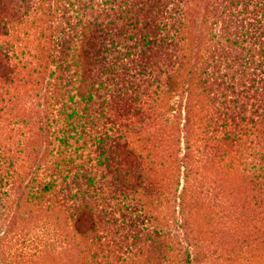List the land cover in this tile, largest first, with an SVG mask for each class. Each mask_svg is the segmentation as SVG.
<instances>
[{
  "label": "trees",
  "instance_id": "obj_1",
  "mask_svg": "<svg viewBox=\"0 0 264 264\" xmlns=\"http://www.w3.org/2000/svg\"><path fill=\"white\" fill-rule=\"evenodd\" d=\"M14 69L33 116L0 145V240L60 222L70 264H191L180 195L166 214L198 142L264 184V0H0V75Z\"/></svg>",
  "mask_w": 264,
  "mask_h": 264
},
{
  "label": "rangeland",
  "instance_id": "obj_2",
  "mask_svg": "<svg viewBox=\"0 0 264 264\" xmlns=\"http://www.w3.org/2000/svg\"><path fill=\"white\" fill-rule=\"evenodd\" d=\"M25 35L21 30L10 36L16 45L14 52H10L15 62L23 57L22 54L27 55ZM28 80L25 75L17 73L16 69L7 76L0 75V145L11 147L8 144L11 136L15 130L19 133L15 127H21L23 120L33 116L32 111H28L24 105ZM15 97L20 100H15ZM14 121L18 122L15 127ZM22 130L25 128L22 127ZM18 133L16 136L19 137ZM160 139V149L157 157L154 156L158 167L168 162L163 155L174 147L170 145L171 136L161 134ZM198 145L200 147L191 160L190 178L180 177L175 192L173 188L176 185L173 184V193L168 194L171 199L170 212L166 214L169 221L174 223L178 213L176 211V216H173L172 212L179 198L176 197L174 204L172 198L180 195L183 215L179 216H182V226L178 228L186 232L187 245L192 254L191 264H264V184L254 179L257 175L245 172L236 181L238 188H232L236 182L226 176L223 163L216 162L217 157H214L213 162L209 161L210 158L204 156L208 149H204L200 142ZM12 148L7 156L12 154L21 158V152L17 153L18 146L13 145ZM13 160H17V157ZM152 209L153 213L159 214L158 206L153 205ZM175 210H178L177 206ZM58 225L51 221L41 225L21 222L10 227L0 240V264L40 261L46 264H58L61 261L62 264H70L80 248H67L66 230L60 222Z\"/></svg>",
  "mask_w": 264,
  "mask_h": 264
}]
</instances>
